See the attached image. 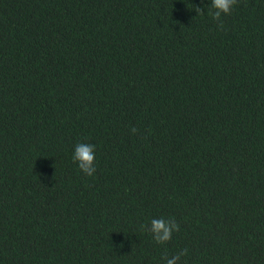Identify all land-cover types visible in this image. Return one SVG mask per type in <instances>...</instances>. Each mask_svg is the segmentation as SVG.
Masks as SVG:
<instances>
[{
    "label": "trees",
    "instance_id": "obj_1",
    "mask_svg": "<svg viewBox=\"0 0 264 264\" xmlns=\"http://www.w3.org/2000/svg\"><path fill=\"white\" fill-rule=\"evenodd\" d=\"M210 2L0 0V264H264V0Z\"/></svg>",
    "mask_w": 264,
    "mask_h": 264
},
{
    "label": "clouds",
    "instance_id": "obj_2",
    "mask_svg": "<svg viewBox=\"0 0 264 264\" xmlns=\"http://www.w3.org/2000/svg\"><path fill=\"white\" fill-rule=\"evenodd\" d=\"M239 0H211V7L208 9V14L212 20L216 23L219 30L224 29L223 17L229 16L232 13L233 8L238 4ZM198 15L204 14V9L195 8ZM132 133L135 134L138 129L133 127ZM72 159L77 163L80 171L92 177L96 171V145L91 143L80 142L77 143L72 155ZM180 230V225L174 218H153L150 222V226L147 227V231L152 235L155 242L158 244H166L173 238V233ZM188 250L177 253L172 257H163L164 264H179L181 257L187 255Z\"/></svg>",
    "mask_w": 264,
    "mask_h": 264
}]
</instances>
